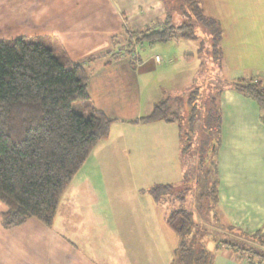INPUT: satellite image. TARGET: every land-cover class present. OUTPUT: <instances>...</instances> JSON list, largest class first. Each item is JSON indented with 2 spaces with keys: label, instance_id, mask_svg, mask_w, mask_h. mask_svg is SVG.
I'll return each mask as SVG.
<instances>
[{
  "label": "crops",
  "instance_id": "0c3cea01",
  "mask_svg": "<svg viewBox=\"0 0 264 264\" xmlns=\"http://www.w3.org/2000/svg\"><path fill=\"white\" fill-rule=\"evenodd\" d=\"M227 1L201 0V3L206 12L211 9L208 14L216 17L222 27V20L228 17L232 23L228 27L236 29L237 34L247 29L244 32L251 41L245 42L247 47L241 52L248 60L254 48L259 65L251 69L249 77L264 83V0H234L229 15ZM165 12L163 0H0V39L37 36L63 47L72 60L86 64L90 98L97 108L114 119L110 136L93 148L63 193L51 227L35 218L11 228H4L0 222V264H109L116 258L115 252L123 251L124 245L117 240L121 234L113 230L109 213L101 205L110 188L109 173L124 171L121 168L138 172L114 181L145 198L144 215H140L141 219L146 216L147 228L139 234L135 230L134 234L148 237L126 240L123 236L125 244L136 249L139 246L138 253L147 244L152 246V260L146 259L144 264H171L179 238L166 218V227L154 223V219H164L166 207L148 195L146 189L156 183H182L185 166L180 126L178 121H132L150 114L161 100L183 97L165 96L160 86L151 82L155 73L167 72L169 65L163 58L157 61L155 55L142 58L138 54L133 65L126 55L112 56L117 46L112 36L115 40L122 38L124 27L154 26ZM224 31L223 27V57L218 64L221 67L227 55L232 56L231 49L226 54L223 45ZM230 35L228 32L227 36ZM230 41L235 40L230 38ZM192 60L194 55L188 54L185 61ZM164 79H168L167 75ZM188 91L190 87L182 89V94ZM220 100L219 208L229 225L251 234L257 230L264 233L262 112L255 101L232 88H225ZM144 172L148 176H142ZM134 181L140 184L135 185ZM1 203L0 212L6 209ZM141 255L132 256L134 264H141ZM259 262L258 258L222 244L216 250L213 264Z\"/></svg>",
  "mask_w": 264,
  "mask_h": 264
},
{
  "label": "trees",
  "instance_id": "16d2710c",
  "mask_svg": "<svg viewBox=\"0 0 264 264\" xmlns=\"http://www.w3.org/2000/svg\"><path fill=\"white\" fill-rule=\"evenodd\" d=\"M163 1L166 12L154 26L124 27L122 38L115 40L112 36L117 45L112 56L126 55L135 65L137 45L181 38L197 41L200 54L207 43V53L220 65V21L206 12L201 0ZM88 81L85 63L72 60L63 47L43 37L0 39V201L6 206L0 212V222L4 228L21 225L30 218L51 227L61 197L74 176L93 148L110 136L114 119L95 106L88 93ZM226 83L208 101L197 100L198 88L190 91L186 131L170 99L157 102L150 114L132 121H178L183 164L186 166V155L194 161L189 162L193 170L184 171L182 183H156L146 189L165 207V201L179 204L172 203L166 209V222L179 238L171 264H213L222 244L264 261L261 230L251 234L258 241L253 247L223 241L210 250L194 237L197 222L194 213L184 206L188 194L184 183L189 174L202 189L199 197L210 196L212 204L218 203L216 159L222 132L221 92L232 88L255 101L264 122L263 81L237 77Z\"/></svg>",
  "mask_w": 264,
  "mask_h": 264
},
{
  "label": "rangeland",
  "instance_id": "374dc122",
  "mask_svg": "<svg viewBox=\"0 0 264 264\" xmlns=\"http://www.w3.org/2000/svg\"><path fill=\"white\" fill-rule=\"evenodd\" d=\"M232 1L234 0H228L226 4V7L229 9V12H227L228 15L231 13L230 9L232 5H234L231 4ZM208 8L209 7H207V9ZM209 10L211 9H208L207 13L210 12ZM221 14L222 13H220V15ZM222 22L224 23L223 27L225 29L223 45L226 54H228L229 48L232 51V56L229 57L227 55L226 61L222 67L218 66V62L212 58L211 53H207V43L204 44L203 50L205 49V51L202 50L201 54L197 51V41L181 38H173L169 41H157L155 43L145 41L136 47V52L140 54V57L146 58L151 54H159L164 59V62L166 61L169 65L167 72L155 73L151 82L156 86H160V90L165 92V96L183 97V99L177 97L173 99L174 101L171 100L173 101L171 106L172 110H179V118L185 131L188 128V109L190 108V105L187 101L189 91L186 95H184L182 94V89L190 87V90L192 91L195 88H198L200 94L198 95L197 100L199 102H202V100L208 101L210 96L216 95L220 87H225L227 81L237 77L249 78V76H251V69L253 70L259 65L258 58L254 56L253 47L251 48L253 56L248 60L245 54L241 52L243 47H247L245 42L251 41V37H248V35L244 32L247 31V29H241L237 34L236 29L228 27L229 24H232L228 17L223 19ZM228 32L231 34L229 37L227 36ZM230 38L235 41H230ZM252 41H255V36H253ZM253 45L255 44H252V46ZM186 54L194 55V60L190 62L185 61L187 60ZM166 75L168 77L167 80L164 79ZM178 93H181V95H177ZM219 105L221 107V100ZM194 143H196V140L193 141V144ZM184 160L188 163H186L185 170L192 171L193 168L190 167L191 163H189L192 158H189L188 155H186ZM192 162L194 161L192 160ZM121 165L124 166V164ZM121 169L124 171L109 173L110 188H108V195L103 199V205H101V208H104L103 211L109 213L110 224L114 227L113 230H117V232L121 234V237L117 236V240L121 242V246L124 245L123 251L119 250L118 252H115L116 258H113L109 264H134L132 256H136L137 254H142L140 263L144 264L146 259L152 260L151 256L154 253L152 246L147 244L141 253H138L140 247L138 246L136 249L134 245L127 246L123 240V236L126 240H134L136 237L143 240L148 238L144 236H137L140 231H142L141 229H145V227L147 228L146 216L141 219L140 215H144L143 205L145 204V198H143V195L141 194L135 195L133 191L131 192L130 189H127L121 182L114 181L116 179H125L130 178L132 175H138V172L134 174L133 171H127L125 168ZM213 175L214 173L212 171L210 177L213 178ZM142 176L145 177L148 176V174L144 172ZM188 177V182L184 183L188 193L186 197L187 201L184 203V206L194 213V218L197 222L194 237L199 243L210 250H214L217 244L222 243L223 241L232 242L244 247H253L254 245H258L257 239L254 238L250 232L245 231V229L243 231L235 225H229L219 208V204H212L210 196L205 198L199 197L202 189L197 184L194 176L189 174ZM133 183L135 185L140 184L135 181ZM147 194L149 195V193ZM173 201L174 202L172 203L174 206L179 205L175 200ZM165 202L167 204L166 209L168 210L172 206V203L169 204V202ZM167 210L164 212V219L160 217L154 219V223L160 225L162 228L166 227L164 220L166 218ZM135 230L139 231L138 234H134ZM176 236L178 237V235ZM120 245L117 247L121 248Z\"/></svg>",
  "mask_w": 264,
  "mask_h": 264
},
{
  "label": "built area",
  "instance_id": "2783aa9c",
  "mask_svg": "<svg viewBox=\"0 0 264 264\" xmlns=\"http://www.w3.org/2000/svg\"><path fill=\"white\" fill-rule=\"evenodd\" d=\"M138 56V53L136 52L134 54V57H137ZM155 58L157 61H161L162 60V57L160 55H155ZM259 264H264V261H260Z\"/></svg>",
  "mask_w": 264,
  "mask_h": 264
}]
</instances>
